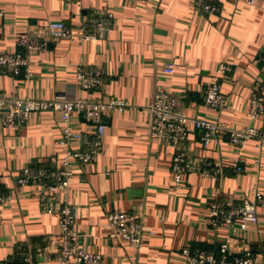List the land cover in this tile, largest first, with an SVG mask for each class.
<instances>
[{
    "label": "crops",
    "instance_id": "crops-1",
    "mask_svg": "<svg viewBox=\"0 0 264 264\" xmlns=\"http://www.w3.org/2000/svg\"><path fill=\"white\" fill-rule=\"evenodd\" d=\"M194 0H0V53L17 50L16 36L25 31L47 41L43 51L30 53L28 78L0 73V96L48 100L63 97L127 102L105 118L101 148L93 162L71 160L70 202L76 209L75 229L81 244L102 254L100 264H190L184 247L215 249L226 242L233 251L264 243V208L256 223L243 230L237 220L230 228H211L208 201L241 202L255 190L264 192V145L255 140L242 146L226 136L204 147L190 127L181 147L198 162L219 161L215 179L195 169L174 187L171 158L174 148L149 137L150 115L142 110L153 90L175 94L190 117L220 121L234 128L251 125L264 135V113L247 116L250 91L264 96V0H221L216 14L199 12ZM112 13L110 31L98 40L74 42L51 39L46 25L63 21L74 26L82 18ZM233 71L221 80L226 104L212 109L204 92L219 62ZM172 64L173 72L163 70ZM96 67L103 74L99 89L76 84V67ZM74 131L92 133L94 125L80 114L71 117ZM63 122L55 110L34 111L20 129L0 125V188L10 199L0 203V259L11 264H60L55 240L57 216L46 209L56 204L38 184L17 185L26 166L55 169L68 148L58 144ZM79 145L70 147L77 150ZM240 165L242 170L235 171ZM135 213L142 222L138 248L122 245L110 235L107 214ZM67 264H79L69 261ZM258 264H264L260 261Z\"/></svg>",
    "mask_w": 264,
    "mask_h": 264
},
{
    "label": "built area",
    "instance_id": "built-area-1",
    "mask_svg": "<svg viewBox=\"0 0 264 264\" xmlns=\"http://www.w3.org/2000/svg\"><path fill=\"white\" fill-rule=\"evenodd\" d=\"M244 1L253 5L257 0ZM194 7L201 13L216 14L221 9V0H194ZM112 13L103 12L93 19L82 18L74 26L63 21H50L46 28L52 39H66L70 41L98 40L110 31ZM17 50L0 53V73H9L15 76L28 78L30 72V53L43 51L47 48V41L37 35L25 31L16 36ZM258 61L264 65V53L259 55ZM163 70L173 72L172 64H166ZM233 71L227 62H219L212 78L204 92L203 102L212 109H220L226 104L225 95L221 91V80ZM103 82V74L96 67L85 68L82 64L76 67V84L86 91L97 90ZM127 102L109 98L107 101L76 98L67 100L63 97H54L48 100L25 99L0 96V125L20 129L28 120L29 114L34 111L55 110L60 114L63 122L61 137L58 144L68 148L63 156L62 163L55 169L42 167H24L15 184H38L51 196L59 195L56 204L46 209L47 213L57 216L59 233L55 240V258L60 264L74 261L79 264H100L102 254L86 249L79 239L75 229L76 209L70 202V181L74 174L71 160L81 164L93 162L102 145L107 118L115 109L122 110ZM142 110L150 115L149 137L159 139L167 146L173 147L171 158V173L174 187L179 188L185 175L195 169L209 179H215L222 174V165L219 161L203 160L196 162L191 159L181 144L186 139L190 127L199 133L200 143L207 145L220 136H226L228 142L235 146H242L247 141L255 140L256 146L264 145V135L251 125L234 128L220 121H211L187 116L175 94L163 87L153 90L149 104ZM80 114L85 120L94 125L92 133L74 131L70 125L73 114ZM264 113V96L256 88H252L249 97L247 116L255 119ZM79 145L77 150L70 149L71 145ZM242 170L240 165L235 171ZM10 199V193L0 188V203ZM264 208V192L255 190L251 198L241 202H232L226 199H212L208 201V224L211 228H230L237 220L240 228L245 229L248 223H256L259 209ZM107 221L112 227L110 235L122 245L138 248L142 240V222L135 213L112 210L107 214ZM182 255L190 264H258L264 261V243L256 248H245L233 251L226 242L219 243L215 249L195 248L187 246L182 249ZM26 264H30V257L26 256ZM0 264H11L0 259Z\"/></svg>",
    "mask_w": 264,
    "mask_h": 264
}]
</instances>
